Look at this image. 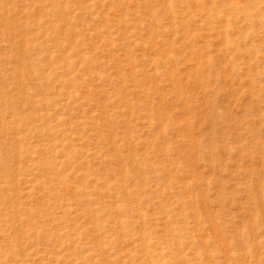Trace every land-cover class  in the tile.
<instances>
[{
    "label": "rangeland",
    "instance_id": "rangeland-1",
    "mask_svg": "<svg viewBox=\"0 0 264 264\" xmlns=\"http://www.w3.org/2000/svg\"><path fill=\"white\" fill-rule=\"evenodd\" d=\"M0 264H264V0H0Z\"/></svg>",
    "mask_w": 264,
    "mask_h": 264
}]
</instances>
